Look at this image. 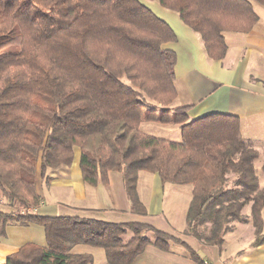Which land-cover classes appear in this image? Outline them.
Instances as JSON below:
<instances>
[{"label": "trees", "instance_id": "16d2710c", "mask_svg": "<svg viewBox=\"0 0 264 264\" xmlns=\"http://www.w3.org/2000/svg\"><path fill=\"white\" fill-rule=\"evenodd\" d=\"M147 1L176 13L213 60L226 54L224 32L247 33L257 22L252 2L264 6ZM175 41L140 0H0V197L22 211L0 212V237L8 224H34L46 243L22 246L4 264H92L90 255L71 253L75 246L102 249L106 264H132L148 245L168 250L171 238L147 225L31 212L41 203L36 174L49 182L47 171L71 165L73 148L86 185L121 175L133 214L146 215L138 173L155 174L163 185L191 187L187 235L220 248L236 223H247L251 245L264 244V184L256 169L261 159L264 175V149L241 138L234 117L189 121V106L169 108L176 55L164 45ZM143 122L175 125L181 141L144 134Z\"/></svg>", "mask_w": 264, "mask_h": 264}, {"label": "crops", "instance_id": "0c3cea01", "mask_svg": "<svg viewBox=\"0 0 264 264\" xmlns=\"http://www.w3.org/2000/svg\"><path fill=\"white\" fill-rule=\"evenodd\" d=\"M158 7L161 10L156 8L157 11L163 16L159 19L164 21L176 36L175 42L164 45V48L176 55L173 82L176 99L173 104L177 108L190 107L189 121L210 115L236 118L241 138L253 143L257 150H263L264 6L252 2L257 22L249 32L223 33L227 51L220 60L210 59L206 55L199 35L186 27L176 13L159 5ZM145 127L155 130L149 126ZM177 129L180 132L178 127ZM140 130L153 136L143 130L142 123ZM179 138L181 139V134ZM174 140L176 141L173 142H179L176 137ZM79 156V149L73 148V159L69 167L47 171L49 185L46 189L42 188L44 181L38 173L36 174V191L41 197V203L31 210L33 214L43 217L94 219L112 224L138 223L153 227L171 238L167 251L148 245L132 264H259L260 260L253 258L252 254H246L251 253L253 248L264 247V244L251 245V226L245 249L238 247L244 238L241 229L232 237L231 232L228 233L220 248L207 246L185 233V214L191 199L190 186L163 185L155 174L139 172L136 189L146 215H136L131 212L121 175L109 172L106 184L99 182L90 187L82 181ZM260 184L263 186L264 182L262 184L260 181ZM38 185L41 187L40 192ZM13 210L14 206H10L0 197V212ZM243 225L249 226L247 223ZM130 236L131 234L126 240ZM149 239L152 240V237ZM25 245L46 246L42 227L34 224H8L4 236L0 237V264H4L8 256ZM79 247H73L71 253L90 255L92 264L95 257L100 258L101 253L104 254L99 248ZM101 264H106L105 256Z\"/></svg>", "mask_w": 264, "mask_h": 264}, {"label": "rangeland", "instance_id": "374dc122", "mask_svg": "<svg viewBox=\"0 0 264 264\" xmlns=\"http://www.w3.org/2000/svg\"><path fill=\"white\" fill-rule=\"evenodd\" d=\"M21 2H25L27 0H20ZM141 3L143 5H145L157 18H163L162 14L160 12L157 11L156 8H159L157 3L156 2H150V1H147V0H140ZM159 10H161L159 8ZM170 109H174V108H177L176 105H174L173 103L171 104V106L169 107ZM146 123L143 122L142 123V126H143V130L146 132V133H151V135H153V137H156V138H159V139H163V140H167V141H176L174 140L175 137L176 139L178 138L179 140L177 141H181V139L179 138V134H181L177 127L174 126V125H167V126H160L159 123ZM145 126H149L150 128H153L155 130H150V129H147V127ZM260 164H261V159L257 160L256 162V169H257V175L260 177V181L261 183L263 184L264 182V175L260 172L259 170V167H260ZM44 182L42 183V188L43 189H46V186L49 185V182L45 181L44 179H42ZM39 192L41 191V187L40 185H38V188ZM48 200V199H47ZM14 211H20L22 212L19 207L17 205L14 206ZM242 214H244L245 218L247 219L248 216H249V208L248 206L246 208L243 209L242 211ZM241 229V232L243 233V236L244 238L242 239V241L240 242L239 246L240 247L239 249H245L246 248V239L247 238H250V234L251 232H249L248 230H250V225L247 226V225H243L241 223H236L231 231V235L230 237H232L233 235L236 234V232ZM146 232L145 234L147 236H149L150 238L152 236L151 233H147V231H144ZM130 233H127L124 237V240H126L128 238ZM83 248L82 246L79 247V249ZM102 255H100V258L98 257H95L94 258V264H101L103 263V256L104 254L101 253ZM246 254H252V257L255 258V259H258L260 260L258 263H262L264 262V247H262L261 249H257V248H253L251 253L249 252H246Z\"/></svg>", "mask_w": 264, "mask_h": 264}]
</instances>
